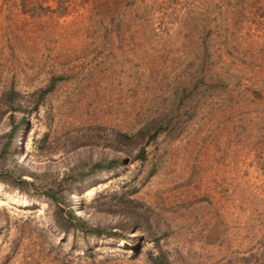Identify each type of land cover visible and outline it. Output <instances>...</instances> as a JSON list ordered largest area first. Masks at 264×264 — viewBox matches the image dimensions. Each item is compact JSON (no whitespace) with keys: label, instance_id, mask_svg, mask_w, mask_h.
I'll return each mask as SVG.
<instances>
[{"label":"rangeland","instance_id":"rangeland-1","mask_svg":"<svg viewBox=\"0 0 264 264\" xmlns=\"http://www.w3.org/2000/svg\"><path fill=\"white\" fill-rule=\"evenodd\" d=\"M11 111L4 162L38 184L172 120L145 159L75 183V212L121 236L61 229L0 181V264H264V0H0V142Z\"/></svg>","mask_w":264,"mask_h":264},{"label":"trees","instance_id":"trees-1","mask_svg":"<svg viewBox=\"0 0 264 264\" xmlns=\"http://www.w3.org/2000/svg\"><path fill=\"white\" fill-rule=\"evenodd\" d=\"M53 82L48 84L37 92V98L33 102L35 107L38 100L43 94L50 89ZM18 93L12 86L3 91L5 100L12 103L15 95ZM11 111L9 116L11 117ZM21 117L16 122H12L9 131L0 142V181L10 183L16 188L22 190L24 193L42 192L48 197L53 204V217L54 223L61 229L67 228L68 225L73 224L83 230H89L96 234L118 235L121 236L119 231L105 227L98 224H90L84 218L79 216L73 206V194L75 193V183L83 179L86 175L93 173L99 168L113 169L122 165L123 162L130 160H143L146 157V146L153 142L157 135L168 129L172 120V115L164 112L158 115L151 116L145 119L132 131H124L119 129L112 130V139L110 142L112 154L108 157L98 158L90 162L86 168L75 170L73 173H65L59 179L48 184H38L32 178H27L19 173L4 162V155L13 150L15 131ZM150 173V172H149ZM127 201L132 204L133 209L142 203L134 198H128ZM125 208H123L124 210ZM261 258L264 260L263 256ZM154 264H168L166 257L162 252H158L154 257Z\"/></svg>","mask_w":264,"mask_h":264}]
</instances>
